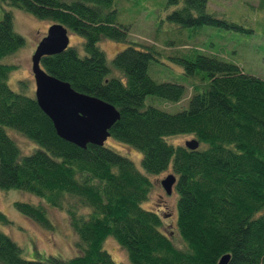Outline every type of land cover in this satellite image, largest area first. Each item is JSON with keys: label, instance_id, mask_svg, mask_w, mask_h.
Wrapping results in <instances>:
<instances>
[{"label": "trees", "instance_id": "obj_1", "mask_svg": "<svg viewBox=\"0 0 264 264\" xmlns=\"http://www.w3.org/2000/svg\"><path fill=\"white\" fill-rule=\"evenodd\" d=\"M3 1L40 19L60 22L83 37V54L69 45L43 55L40 64L74 89L116 107L120 115L109 137L138 148L144 172L106 141L81 147L62 138L34 91L22 87L29 82L20 80L19 90L9 85L17 65L1 59L23 46L25 38L15 31L11 10H4L0 189L38 196L37 202L15 200L14 206L51 231L56 224L48 207L65 209L78 250L67 258H27L19 243L0 229V264H218L226 253L227 264H264V79L244 72L237 63L197 52L172 57L188 77L186 84L156 81L149 69L157 57L163 58L156 44L141 42L118 50L112 64L120 74L113 75L98 42L103 37L126 39L127 27L115 21L114 0ZM168 2H179L167 18L181 25L243 30L235 21L208 11L207 0ZM154 70L161 71L156 65ZM187 86L188 106L181 110L170 112L146 101L147 95L177 101ZM13 131L35 147L22 153ZM174 134H190L198 147L170 143L167 137ZM169 166L176 176V225L183 246L162 231L159 213L143 205L153 187L148 174ZM9 222L0 210V224ZM109 236L124 248L127 263L112 258L104 245Z\"/></svg>", "mask_w": 264, "mask_h": 264}, {"label": "rangeland", "instance_id": "obj_2", "mask_svg": "<svg viewBox=\"0 0 264 264\" xmlns=\"http://www.w3.org/2000/svg\"><path fill=\"white\" fill-rule=\"evenodd\" d=\"M178 3L168 2V0H114L115 21L127 27V33L124 40L103 37L98 42L99 47L105 52L111 74H120L112 64V59L118 50L127 43L141 42L148 46L156 44L163 58L161 60L157 57L158 61H155L149 69L150 76L156 81L173 80L186 84L188 77L183 74L180 64L173 61L172 57H192L197 52L215 55L223 60L237 63L244 72L264 79V0H207L208 11L235 21L243 27V30L207 24L199 27L184 26L169 20L168 13H171L179 5ZM4 10H11L14 29L25 38L23 46L1 59L5 63L17 65V68L10 72L8 83L12 88L19 90L21 88L19 81L26 80L29 86L27 84L22 87L31 93L35 89L31 56L38 40L46 33L47 27L52 22L40 19L20 7L0 0V18ZM69 37V45H73L80 54H83V37L73 31H69ZM154 65L161 69L160 73H155ZM176 65L179 66L178 69ZM189 96L190 90L187 86L184 95L177 101L164 100L151 95H147L146 101L156 107L175 112L188 106ZM12 136L24 154L30 151L33 144V148L35 147V143L16 131L12 132ZM190 138V134H174L167 137V140L173 144H184ZM106 144L127 155L135 166L144 172L141 167V151L138 148L113 137H108ZM203 145L205 143H202L201 147ZM169 170L171 171L170 166L166 171L148 174L153 181V187L143 205L159 213L162 218V231L170 236L174 244L183 246V240L176 225L177 193L173 187V192L168 195L159 186V180L170 173ZM158 192L162 194L167 208H163V199L159 198ZM37 197L22 190L0 189V210L10 219L7 224L1 223L0 229L19 243L23 256L27 258H43L51 254L67 258L75 254L78 250L77 236L70 226L65 209L48 207L49 216L56 224L55 229L51 231L14 206L15 200L30 199L37 202ZM169 212L171 216L167 218L166 215ZM104 245L116 262H128L126 251L113 236L107 237Z\"/></svg>", "mask_w": 264, "mask_h": 264}, {"label": "water", "instance_id": "obj_3", "mask_svg": "<svg viewBox=\"0 0 264 264\" xmlns=\"http://www.w3.org/2000/svg\"><path fill=\"white\" fill-rule=\"evenodd\" d=\"M69 41V31L60 22H52L38 41L31 56L34 96L59 136L81 147L88 143L103 145L110 135L111 126L119 118L116 107L95 95L74 89L68 81L47 72L40 64L43 55L64 50ZM198 144L196 138L185 141L190 149L197 148ZM175 181L174 173H168L161 179L166 193H171ZM229 258L230 254H223L218 264H227Z\"/></svg>", "mask_w": 264, "mask_h": 264}, {"label": "flooded vegetation", "instance_id": "obj_4", "mask_svg": "<svg viewBox=\"0 0 264 264\" xmlns=\"http://www.w3.org/2000/svg\"><path fill=\"white\" fill-rule=\"evenodd\" d=\"M159 185H160V187L161 188H163V186L159 183ZM164 189V188H163ZM173 189V188H172ZM173 191V190H172ZM172 191H171V193H172ZM166 193V192H165ZM171 193H168V194H171ZM158 195H160L159 197L160 198H162L163 199V196H162V194L161 193H157ZM162 206H163V208H167V204H166V202H165V200L163 199V203H162ZM165 212H163V214H164ZM171 216V212H169V213H167V215H166V217L168 218V217H170Z\"/></svg>", "mask_w": 264, "mask_h": 264}]
</instances>
